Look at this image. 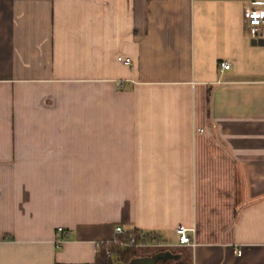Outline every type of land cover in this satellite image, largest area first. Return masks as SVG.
<instances>
[{
	"label": "crops",
	"instance_id": "1",
	"mask_svg": "<svg viewBox=\"0 0 264 264\" xmlns=\"http://www.w3.org/2000/svg\"><path fill=\"white\" fill-rule=\"evenodd\" d=\"M259 2L0 0V264H264Z\"/></svg>",
	"mask_w": 264,
	"mask_h": 264
},
{
	"label": "built area",
	"instance_id": "2",
	"mask_svg": "<svg viewBox=\"0 0 264 264\" xmlns=\"http://www.w3.org/2000/svg\"><path fill=\"white\" fill-rule=\"evenodd\" d=\"M244 20H245V33L251 40L264 41V2L259 3H251L244 11ZM118 62L124 65H130L131 61L129 59H122L118 58ZM220 70H228L229 65L225 62L219 64ZM58 234H63L64 231L62 229L57 230ZM125 232L120 229L116 228L114 235L115 238H119L120 236H124ZM176 234L178 236V243L179 245H194L193 240L191 239L190 235H194V229H186L184 227H178L176 229ZM129 246H135L136 242L134 239L128 240ZM59 243H57V249L59 248ZM107 256H110L107 254Z\"/></svg>",
	"mask_w": 264,
	"mask_h": 264
},
{
	"label": "trees",
	"instance_id": "3",
	"mask_svg": "<svg viewBox=\"0 0 264 264\" xmlns=\"http://www.w3.org/2000/svg\"><path fill=\"white\" fill-rule=\"evenodd\" d=\"M134 239L136 245L149 244L157 240V236L141 231L127 232L114 242L100 244L94 264H128L135 257V246H129L128 240ZM109 254L110 256H107Z\"/></svg>",
	"mask_w": 264,
	"mask_h": 264
},
{
	"label": "rangeland",
	"instance_id": "4",
	"mask_svg": "<svg viewBox=\"0 0 264 264\" xmlns=\"http://www.w3.org/2000/svg\"><path fill=\"white\" fill-rule=\"evenodd\" d=\"M139 246V245H138ZM136 247H137V245H136Z\"/></svg>",
	"mask_w": 264,
	"mask_h": 264
}]
</instances>
